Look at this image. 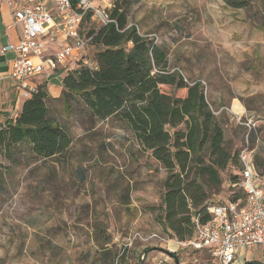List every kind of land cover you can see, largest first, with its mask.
<instances>
[{"label": "rangeland", "instance_id": "1", "mask_svg": "<svg viewBox=\"0 0 264 264\" xmlns=\"http://www.w3.org/2000/svg\"><path fill=\"white\" fill-rule=\"evenodd\" d=\"M116 1L127 13L129 25L142 36L156 38L168 51L171 70L190 82H203L215 112L231 107L232 99L247 107L250 113L239 117L255 126L250 144L258 154V165H264V111L255 109L262 105L256 100L264 99V0H254L249 10L232 9L222 0H97L96 5L104 8ZM98 27L87 21L82 33ZM96 52L90 45L84 58L92 61ZM48 106L51 117L68 129L73 145L63 157L50 160L32 159L25 148L17 154L18 163L0 155V264H62L61 258L54 260L49 253L61 243L65 264L70 259L78 262L79 248L97 236L98 227H110L129 240L138 233L165 237L166 243L134 241L140 264H151L147 255L141 257L153 245L176 255L168 249L171 237L155 221L166 172L139 150L132 134L119 124H94L88 114H78L77 106L68 112L63 94L57 100L50 98ZM16 113L0 116V125ZM217 118L227 145L239 152L247 127L227 111ZM234 171L223 173L224 186ZM228 197V189L222 187L210 201L224 203ZM177 254L185 264H218L207 252L195 254L180 246ZM194 255L198 263L191 261ZM252 256L250 251L248 257Z\"/></svg>", "mask_w": 264, "mask_h": 264}, {"label": "trees", "instance_id": "2", "mask_svg": "<svg viewBox=\"0 0 264 264\" xmlns=\"http://www.w3.org/2000/svg\"><path fill=\"white\" fill-rule=\"evenodd\" d=\"M222 1L237 10H249L254 2ZM110 14L113 23L98 24L85 34L97 49L94 60L77 61L63 78L67 111L77 106L78 114H88L94 124L115 122L132 134L139 150L167 174L155 221L172 241L186 242L196 234V218L203 225L210 221L211 195L226 187L229 200L240 196L239 152L227 145L202 82L172 71L168 51L129 25L118 1ZM49 101L46 84H39L18 116L0 125V155L5 160L18 163L21 148L35 160L63 157L71 149L73 138L51 117ZM255 163L264 178L257 153ZM229 168L235 171L224 186L223 173Z\"/></svg>", "mask_w": 264, "mask_h": 264}, {"label": "built area", "instance_id": "3", "mask_svg": "<svg viewBox=\"0 0 264 264\" xmlns=\"http://www.w3.org/2000/svg\"><path fill=\"white\" fill-rule=\"evenodd\" d=\"M96 1L2 0L12 16L10 28L18 29L20 33L18 42H10L2 49L4 54L14 55L10 81L18 97L29 99L37 87L32 80L46 69L55 70L69 59L79 61L84 58L82 55L92 41V37L82 34L86 18L101 25L114 22L110 14L112 5L103 8L97 6ZM58 36L67 42L55 55L44 57V38ZM85 64H89V60L85 59ZM223 111L228 109L214 111V114L217 116ZM234 118L248 129L244 146L238 153L240 181L237 191L240 196L236 200L211 204L207 209L210 221L203 225L196 218L194 238L179 243L195 254L207 252L218 264H234L237 256L248 249L259 247L264 251V178L257 172V152L250 144V133L255 126L243 122L238 115ZM135 240L144 244L168 242L158 234L145 236L138 233L129 245L132 246ZM144 257L142 255L141 259ZM198 262L197 258L193 259V263Z\"/></svg>", "mask_w": 264, "mask_h": 264}, {"label": "crops", "instance_id": "4", "mask_svg": "<svg viewBox=\"0 0 264 264\" xmlns=\"http://www.w3.org/2000/svg\"><path fill=\"white\" fill-rule=\"evenodd\" d=\"M11 23L12 16L10 14V11L2 2V0H0V116L6 114L11 115L16 111V118L20 113L25 100L16 95L14 86L10 81L14 55L4 54L2 52L3 47L8 43H16L19 41V30L10 28ZM44 41V57L55 55L67 42V40L62 36H58L54 39L45 37ZM85 55L86 53L84 52L82 57H85ZM76 63L77 61L75 59H69L55 70L50 68L46 69L41 75L34 78L32 80V83L34 85L46 84L49 97L52 100H57L61 97V94H63L64 91L62 84L64 76L69 70L75 68ZM258 92L259 91H256V93ZM256 93H253L251 95H254ZM231 101V107H227V114L239 116L241 114L250 113L247 107L240 100L232 99ZM256 103H260L262 105H257L255 109L264 111V99L259 98V100H256ZM262 114L264 115V112H262ZM156 224L159 226L158 223ZM107 225L109 227L108 222ZM97 229H99L97 236L95 238L91 237L85 240L86 242L84 243V245L87 246L84 249L79 248L77 254L78 262H76L75 259H70V264H125L127 263L126 261H128L130 264L141 263V253L138 248L135 247L137 244L136 242H133L132 246H130L129 244L131 240L122 238L121 236H119V234L115 235V233L111 231L110 227L109 230L100 227H98ZM92 231H94V229H92ZM172 242L173 243L169 244V246L172 248L168 249L176 255L156 250L161 249L160 244V246L152 244L153 246H151L150 249L146 250L143 255H147L148 262H151V264H158L159 261L163 262V264H185L182 256L177 254L181 245L177 241ZM132 251L133 253H131ZM250 251L253 256L249 258L248 254L250 253ZM256 251L259 252L260 255L256 256ZM49 253H51L50 255L54 260H57L59 257L61 258L62 264L66 263V250L62 243L56 248L52 246ZM130 256L133 258H130ZM194 258H196V255L191 258V261ZM254 260L264 262V251L259 247L241 252L237 256L234 264H245L246 261L251 262Z\"/></svg>", "mask_w": 264, "mask_h": 264}]
</instances>
